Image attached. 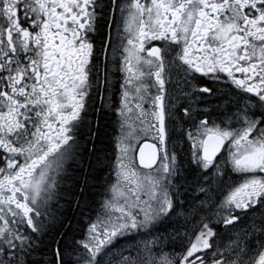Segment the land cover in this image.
Masks as SVG:
<instances>
[{"label": "snow or ice", "instance_id": "1", "mask_svg": "<svg viewBox=\"0 0 264 264\" xmlns=\"http://www.w3.org/2000/svg\"><path fill=\"white\" fill-rule=\"evenodd\" d=\"M0 264H264V0H0Z\"/></svg>", "mask_w": 264, "mask_h": 264}]
</instances>
